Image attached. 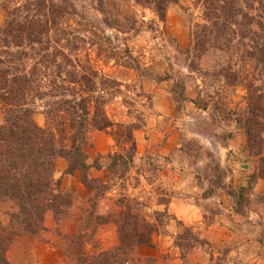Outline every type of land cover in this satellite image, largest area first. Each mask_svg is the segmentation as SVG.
Listing matches in <instances>:
<instances>
[{
	"label": "rangeland",
	"instance_id": "obj_1",
	"mask_svg": "<svg viewBox=\"0 0 264 264\" xmlns=\"http://www.w3.org/2000/svg\"><path fill=\"white\" fill-rule=\"evenodd\" d=\"M4 1L0 0V31L6 21ZM70 1L79 9L73 25L87 40L79 52L83 64L89 62L100 74L110 77V86L100 85L105 91L100 94L105 97L103 112L113 125L106 129L91 128L85 147L88 162L92 166L97 162L99 167H94L101 170L94 176L90 168V176L107 181L108 188L104 197L95 198L94 192L90 193L83 184L80 171H76L73 174L77 173L83 189L89 191L82 199V188L75 187L74 177L68 178L66 173L68 161L59 158L55 177L70 195L72 205L57 217L48 212L56 222L50 230L46 226L47 213L45 230L35 236L15 237L6 254L10 264H41L34 253L41 252L35 248L36 239L52 241L62 248L68 264H77L79 255L68 256V246L75 237L73 250L81 252V241L76 238L80 231L85 232L84 239L89 242L87 254L96 256L101 250L96 240L98 227L117 216L118 212L112 214L110 207L116 205L117 211L120 210L117 200L122 193L140 199L143 213L155 218L154 210L168 205L173 196L186 198L182 192L186 188L193 191L191 200L201 206V222L191 225L173 216L165 217L154 238L173 232L182 264H264V118L256 117L255 121L262 125L256 122L251 125L254 136L248 141L244 116L249 94L246 82L238 80L230 85L218 74L223 65L231 64L241 80L261 75V67L251 57L252 39L257 40L263 33L260 27L253 23L254 33L241 32L247 37L238 33L237 47L233 50L210 49L201 55L190 49L195 25L208 22L204 0H179L171 4L165 21L135 0H116L124 16L136 18L140 26L137 34L107 26L92 0ZM257 1L252 8L248 7L252 0L242 3L245 12L262 14ZM120 19L126 22L122 16ZM4 49L8 48L0 44V53ZM36 61L32 56L26 58L27 68ZM260 82L256 80L255 85ZM176 88L178 92L174 93ZM174 94L196 99L205 109L189 100L176 102ZM45 101L36 102L34 114L43 127L48 125L43 113ZM168 109L165 115L161 114V110ZM2 123L4 111L0 102ZM126 125L133 127L136 145L142 141L149 148L137 152L122 179V168L118 173L110 172V155L131 145ZM173 133L177 134L180 147L164 151L162 147ZM182 176L197 180L198 188L190 182L181 183ZM162 200L169 202L160 204ZM14 211L12 201H0L1 223L9 224ZM100 220L107 221L97 224ZM170 255L166 252L164 256ZM131 261L134 254L130 255L129 264Z\"/></svg>",
	"mask_w": 264,
	"mask_h": 264
},
{
	"label": "trees",
	"instance_id": "obj_2",
	"mask_svg": "<svg viewBox=\"0 0 264 264\" xmlns=\"http://www.w3.org/2000/svg\"><path fill=\"white\" fill-rule=\"evenodd\" d=\"M6 1L14 4L10 6ZM92 1L107 26L121 32H139L136 18L124 16L119 1ZM135 1L151 8L161 21H165L168 7L179 2ZM252 1L249 8L255 6L256 0ZM244 2L246 0H204L208 22L195 25L190 51L201 55L210 49L228 52L237 47L238 33H254L253 23L260 27L263 33L257 40L252 39L251 57L254 64L261 67V75L241 80L231 64L223 65L218 73L230 85L238 80L246 82L249 94L244 116L251 142L254 136L251 125L255 122L262 125L255 120L256 117L264 118V0L257 1L262 14L245 12ZM2 6L6 21L0 31V44L8 49L0 53V102L4 111V123L0 124V201H12L15 211L10 215L9 224L0 221V264H10L6 254L15 237L37 235L46 229L49 211L57 217L72 205L70 195L62 190L55 177L59 158L68 161L66 173L80 171L83 184L90 193L94 192L95 198L105 196L108 182L90 176L92 164L88 162L85 147L91 128L106 129L113 123L103 112L105 97L100 94V91L105 92L100 85L110 86V77L100 74L89 62L83 64L79 55L87 40L73 25L79 15L75 3L70 0H5ZM121 16L126 22L120 19ZM243 34L241 36H249ZM13 46L16 49H10ZM31 56L38 61L27 68L25 59ZM256 80L261 81L260 84L255 85ZM177 92L176 88L174 93ZM43 99H46L43 109L46 127L34 118L35 104ZM174 100H189L205 109L196 99L180 94H174ZM124 127L131 145L123 152L110 155V172L118 173L122 168V179L126 167L137 158L133 127ZM94 166L99 167V164L95 162ZM168 202L162 200L160 204ZM117 205L120 210L113 220L119 229V245L91 256L87 254L89 242L84 239L85 232L80 231L76 238L81 241V252L73 250L75 237L68 246V256L79 255L77 264H129L130 255L135 253L137 246L154 245V235L158 225L164 222L163 218L173 216L177 219L167 208L155 209V218L144 214L142 201L126 193H122ZM106 221L100 220L97 224ZM177 245L181 247L179 243Z\"/></svg>",
	"mask_w": 264,
	"mask_h": 264
},
{
	"label": "crops",
	"instance_id": "obj_3",
	"mask_svg": "<svg viewBox=\"0 0 264 264\" xmlns=\"http://www.w3.org/2000/svg\"><path fill=\"white\" fill-rule=\"evenodd\" d=\"M171 109V106L168 107ZM162 115H165L167 112H169V109L167 111L161 110ZM161 114L159 116H161ZM180 141L177 140V134L173 133L167 138L165 141L164 146L162 147L165 151H173L174 149H177L180 147ZM138 147V153L146 151L149 146L145 143H142V141L137 142ZM103 164V163H102ZM109 163H107L108 165ZM91 171L94 173V176H97L96 174L100 172L101 170L99 168H96L94 166L91 167ZM77 173L75 174H69L65 176V179L74 177L72 182H74L75 187L82 188L83 194L80 196L82 199L85 198L86 194H89V191L83 189L84 185L77 179ZM177 178V177H176ZM64 179V180H65ZM180 182H190V184H194V187L198 188V182L197 180L182 176L180 178ZM69 180V179H68ZM67 184V181H64ZM76 192V191H73ZM182 192H185L186 198H182L180 196H173L168 205H162L159 206V208L165 209L167 208L170 213L175 215L179 220L185 222L186 224H196L201 222L202 220V209L201 206L193 202L190 197H192L190 194L193 192L189 188H186ZM78 194V193H77ZM194 198V197H192ZM110 212L112 214H116L117 206L113 205L110 207ZM46 226L48 230L56 226V222L54 220V217L52 214L48 213L47 216V222ZM67 225H65L62 228V232L65 233ZM73 234V233H71ZM96 240L99 242L100 249H111L119 245L120 243V234L118 225L115 222V220L110 219L109 222L103 223L99 225L97 234H96ZM174 240L175 236L173 235V232L170 234H164V235H158L154 238V245H139L135 249L134 253V261H131L130 264H182V260L180 256L178 255V250L176 246H174ZM38 250L41 252L38 254L36 252L35 256L37 259H39V263L41 264H62L67 263L69 260L67 259L65 253L63 252L62 248L59 246H56L53 244V242H48L46 240H37L34 244ZM34 248V249H35ZM36 250V249H35ZM166 252H170V256H164Z\"/></svg>",
	"mask_w": 264,
	"mask_h": 264
}]
</instances>
